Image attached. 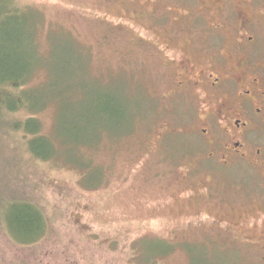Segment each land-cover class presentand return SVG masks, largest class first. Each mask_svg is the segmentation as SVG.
Segmentation results:
<instances>
[{
    "label": "rangeland",
    "instance_id": "obj_1",
    "mask_svg": "<svg viewBox=\"0 0 264 264\" xmlns=\"http://www.w3.org/2000/svg\"><path fill=\"white\" fill-rule=\"evenodd\" d=\"M17 3L31 12L40 61L19 90L34 105L0 119V264L254 263L242 233L218 226L242 215L240 201L196 194L210 182L197 167L208 153L196 132L203 103L170 94L184 76L179 49L228 59L243 12L260 23L264 61V0ZM28 118L36 134L13 127ZM35 136L47 137L45 159L30 151ZM19 200L47 219L24 246L7 235Z\"/></svg>",
    "mask_w": 264,
    "mask_h": 264
},
{
    "label": "flooded vegetation",
    "instance_id": "obj_2",
    "mask_svg": "<svg viewBox=\"0 0 264 264\" xmlns=\"http://www.w3.org/2000/svg\"><path fill=\"white\" fill-rule=\"evenodd\" d=\"M224 23L228 24L225 20L208 24L211 37L218 36ZM233 31L232 56L228 59H219L217 53L208 56V50L188 58L184 49H179L177 61L184 76L175 81L170 98L188 91L201 99L196 132L208 153L197 167L210 182L196 194H211L215 206L225 199L234 207L240 201L242 215L226 223L218 220V226L242 233L252 264H264V61L258 53L260 23L243 12ZM190 42L194 48L196 43ZM187 174L193 171L187 170Z\"/></svg>",
    "mask_w": 264,
    "mask_h": 264
},
{
    "label": "trees",
    "instance_id": "obj_3",
    "mask_svg": "<svg viewBox=\"0 0 264 264\" xmlns=\"http://www.w3.org/2000/svg\"><path fill=\"white\" fill-rule=\"evenodd\" d=\"M32 21L31 12L19 8L17 0H0V119L5 114L31 107L35 102L32 97L27 99L19 91L34 66L40 61L33 40ZM60 105L61 108L64 107L63 102ZM35 121V118L19 120L14 122L13 127L24 130L25 135L36 134L39 126ZM59 138L63 142L62 145H70L68 142L71 141L75 145L84 144L77 136L69 138L68 142L64 137L59 136ZM28 143L30 151L36 157L45 159L49 156L45 153V150L49 149L45 147L47 137H30ZM66 150L69 149L61 152L67 154ZM16 203H19V206L15 205ZM8 212L9 232H6L14 244L24 246L40 238L46 227L47 219L39 207L19 200L11 204Z\"/></svg>",
    "mask_w": 264,
    "mask_h": 264
}]
</instances>
